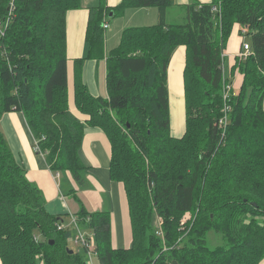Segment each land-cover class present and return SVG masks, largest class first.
I'll use <instances>...</instances> for the list:
<instances>
[{
    "label": "trees",
    "instance_id": "16d2710c",
    "mask_svg": "<svg viewBox=\"0 0 264 264\" xmlns=\"http://www.w3.org/2000/svg\"><path fill=\"white\" fill-rule=\"evenodd\" d=\"M175 5L121 0L110 7L99 0L90 7L87 58L103 56L111 15L157 7L158 22L126 27L107 53L108 98L93 96L77 73L75 103L89 116L82 122L69 107L67 70V14L81 8V0H0V119L22 111L51 169L69 170L78 181L86 125L109 136L110 176L125 184L133 241L129 248L113 247L110 214L83 209L78 221L94 234L100 264H261L264 0H195L177 5L185 22L168 23ZM235 25L251 54L231 67L242 81L226 101L222 94L231 78L224 51ZM182 45L185 131L177 137L168 70ZM62 220L46 210L42 190L27 178L0 131L2 264H88L85 248L70 247V228L58 229ZM211 231L224 243L209 246Z\"/></svg>",
    "mask_w": 264,
    "mask_h": 264
},
{
    "label": "crops",
    "instance_id": "0c3cea01",
    "mask_svg": "<svg viewBox=\"0 0 264 264\" xmlns=\"http://www.w3.org/2000/svg\"><path fill=\"white\" fill-rule=\"evenodd\" d=\"M120 1L106 0V4L114 7ZM175 1L180 4L189 2V0ZM81 3V8L70 10L67 14L68 94L70 110L78 119L86 122L89 116L80 112L74 98L77 73H79L78 79L85 84V87L93 96L108 98L107 53L119 44H113L116 36L115 25L112 28L109 22L108 30L111 28V31L109 34L106 32L105 35L106 44L103 56L101 58H87L88 47L86 35L90 14L89 9L97 5L99 0H81ZM149 8L151 10L153 7ZM144 12L146 13L145 16L149 18L154 15V11ZM124 14L127 16L126 12ZM156 16L158 19V10L155 11ZM156 23L145 22L147 26ZM244 39L245 37L240 34V26L235 25L227 48L224 51L225 75L226 78H231L230 82L233 84L234 89L241 85L242 75L239 71L234 73V75H231L230 72L236 58L239 56L240 51H242L241 47ZM78 60H81V63H77L76 61ZM185 65L186 46L182 45L175 51L168 70L170 107L171 100L177 106H180L181 103V111L184 115L183 120L180 121L179 111L174 124L171 112L172 134L177 137L182 136L185 131ZM0 131L17 161L25 167L27 178L42 190L46 210L55 216L62 217V222H64L67 229L70 226L76 229L77 233L75 236L79 231L86 234L91 233V229L86 225L80 223L78 226L74 225L72 217L78 218L83 209L91 213L105 211L111 217L113 247L125 249L131 246L133 241V227L131 226L132 218L129 212V198H127L128 195L124 182L117 181L110 176L112 143L103 129L86 125L81 146L82 159L85 163V168L81 172L82 181L76 180L69 170L54 172L51 169L45 155L38 152L35 146V137L30 131L22 111L13 110L3 114L0 119ZM174 131L177 134H174ZM1 260L0 264H2ZM261 264H264V262Z\"/></svg>",
    "mask_w": 264,
    "mask_h": 264
},
{
    "label": "rangeland",
    "instance_id": "374dc122",
    "mask_svg": "<svg viewBox=\"0 0 264 264\" xmlns=\"http://www.w3.org/2000/svg\"><path fill=\"white\" fill-rule=\"evenodd\" d=\"M192 1H195V0H189L188 3L192 2ZM201 1V0H200ZM177 5H179L180 3H177ZM177 5L175 6H172L169 8L168 10V14H167V22L168 23H183L185 22V13L184 11L179 8ZM147 9V10H145ZM150 8H145V7H138V8H132L130 10H126V15L125 16V12H123V14H119L117 17H114L111 15L110 18H108V24L110 22V26H113L115 25V41L113 44H119L121 40V36H122V32L123 30L125 29L126 26H139V25H146L145 22H158V19H157V16L155 17V11H157V7H153L151 10H149ZM144 11H154V15L152 17H146L145 16V12ZM109 27L107 28L106 32L109 34V32L111 31V28L110 30H108ZM245 40L248 42L249 40H247V37L245 38ZM243 48V43H242V47L241 49ZM182 110V104L180 103V106H177L175 105L174 101L171 100V112H172V121L173 123L175 124V121L177 119V116H178V113L180 111V116H179V120L182 121L183 118H184V115H183V112L181 111ZM174 134H177L176 131H174ZM187 219L191 217V214L188 213L186 214L185 216ZM160 220V221H159ZM159 220H156L155 221V224L157 225L158 224V221L161 222V219ZM160 224V223H159ZM70 230L72 231V239L70 240V247H75L77 248L78 250H81V248H78L74 245L73 243V239H74V236L75 234L77 233L76 229H74L73 227L70 226ZM37 234L38 231H36ZM39 237V235H38ZM207 243L209 246L213 247V246H217V245H220V244H223L224 241L222 240V237H218V234H216L215 232L212 233L209 232L208 235H207ZM98 256V255H97ZM95 254L92 255V257L89 259V257L87 256V263L88 264H100L99 262V259Z\"/></svg>",
    "mask_w": 264,
    "mask_h": 264
},
{
    "label": "built area",
    "instance_id": "2783aa9c",
    "mask_svg": "<svg viewBox=\"0 0 264 264\" xmlns=\"http://www.w3.org/2000/svg\"><path fill=\"white\" fill-rule=\"evenodd\" d=\"M108 27H109V24H108V22H106L104 24V28L107 30ZM250 54H251L250 43L243 41V48H242V51H240L239 56H238L239 59L245 60ZM232 88H233L232 83L225 85L224 93L222 95L226 101L228 100L229 95H231L230 91ZM224 109H225V111H228V110H230V106L226 105ZM226 124H227V117L225 116L224 118H222L220 120V125L226 126ZM36 148L38 149V147H36ZM72 221H73L74 225H76V226L79 225V221H78L77 217L73 216ZM65 228H66V226H65L64 222H60L58 224V229H65ZM73 242H74L75 246H77L79 248H85L86 252H87V256L89 258H91L92 255L95 254L94 249L96 246V242H95V237H94V234L92 233V231H91V233H87V234L83 233L82 231H79V233L74 237Z\"/></svg>",
    "mask_w": 264,
    "mask_h": 264
},
{
    "label": "clouds",
    "instance_id": "9594fccd",
    "mask_svg": "<svg viewBox=\"0 0 264 264\" xmlns=\"http://www.w3.org/2000/svg\"><path fill=\"white\" fill-rule=\"evenodd\" d=\"M108 22V21H107ZM77 247V246H76Z\"/></svg>",
    "mask_w": 264,
    "mask_h": 264
}]
</instances>
